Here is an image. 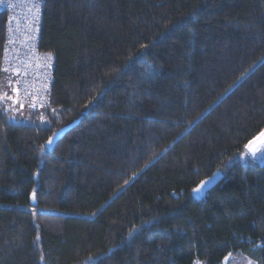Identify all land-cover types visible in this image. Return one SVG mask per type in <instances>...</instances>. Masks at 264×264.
Returning a JSON list of instances; mask_svg holds the SVG:
<instances>
[{
    "label": "trees",
    "instance_id": "1",
    "mask_svg": "<svg viewBox=\"0 0 264 264\" xmlns=\"http://www.w3.org/2000/svg\"><path fill=\"white\" fill-rule=\"evenodd\" d=\"M39 1L48 104L0 71V264H264V0Z\"/></svg>",
    "mask_w": 264,
    "mask_h": 264
},
{
    "label": "built area",
    "instance_id": "2",
    "mask_svg": "<svg viewBox=\"0 0 264 264\" xmlns=\"http://www.w3.org/2000/svg\"><path fill=\"white\" fill-rule=\"evenodd\" d=\"M23 5L29 11L20 15ZM41 7L39 0H15L12 6L0 0V12H7L0 71L12 81L13 103L32 112L48 104L52 82V57L38 46Z\"/></svg>",
    "mask_w": 264,
    "mask_h": 264
},
{
    "label": "water",
    "instance_id": "3",
    "mask_svg": "<svg viewBox=\"0 0 264 264\" xmlns=\"http://www.w3.org/2000/svg\"><path fill=\"white\" fill-rule=\"evenodd\" d=\"M72 125L73 124H71L69 126H66L64 128H61L60 130L56 131L55 135L54 136L52 135L50 137L52 139V142L48 143L50 138L45 142V144H44L45 148L48 151H51L53 149L54 145L58 142V140L71 128ZM261 133H264V128L257 135H255L251 140H249L246 143V145L244 146V151L250 158H253L256 155V153L262 147H264V143H261L260 140L258 139L261 136ZM253 142H255V143H253ZM247 145H251V148L255 149V154L254 155H253V152L250 150V148L246 147ZM214 173H215V175H213ZM214 173L212 175H210L209 177L203 179L204 181H208V183L203 186V188L201 189V191L199 193L194 194L193 190L191 191L192 196L196 200L202 199L204 197V195L209 190H211L213 187H215L217 184H219L221 182V180L223 178L221 172L216 171ZM199 184H200V182L194 188H196ZM31 205L35 206V203L32 201Z\"/></svg>",
    "mask_w": 264,
    "mask_h": 264
},
{
    "label": "rangeland",
    "instance_id": "4",
    "mask_svg": "<svg viewBox=\"0 0 264 264\" xmlns=\"http://www.w3.org/2000/svg\"><path fill=\"white\" fill-rule=\"evenodd\" d=\"M31 8V7H30ZM32 10V8H31ZM38 10V9H37ZM20 15H24V12H28L29 9L27 6L23 5L22 8L18 9ZM20 107V106H19ZM22 107V106H21ZM22 112V116H20V118H24L26 115V111H21ZM20 112V113H21ZM15 121V120H14ZM249 157V156H248ZM250 158V157H249ZM250 161L252 162V164L254 165H262L264 163V147H262L253 158H250ZM234 254L229 255L227 259H231L233 260ZM238 255V254H237ZM226 262H224L223 264H225Z\"/></svg>",
    "mask_w": 264,
    "mask_h": 264
},
{
    "label": "crops",
    "instance_id": "5",
    "mask_svg": "<svg viewBox=\"0 0 264 264\" xmlns=\"http://www.w3.org/2000/svg\"><path fill=\"white\" fill-rule=\"evenodd\" d=\"M238 254V255H237ZM232 255V254H230ZM229 256V255H228ZM228 256H226L222 262V264L224 262H226L225 264H256L253 260L247 258L246 256L239 254V253H235L233 256V260L231 259H227Z\"/></svg>",
    "mask_w": 264,
    "mask_h": 264
},
{
    "label": "snow or ice",
    "instance_id": "6",
    "mask_svg": "<svg viewBox=\"0 0 264 264\" xmlns=\"http://www.w3.org/2000/svg\"><path fill=\"white\" fill-rule=\"evenodd\" d=\"M34 7L38 8L39 6L34 5ZM54 135H55V133L53 134V136ZM258 139L260 140L261 143H264V133H261V136ZM51 142H52V139L50 138L48 143H51ZM253 143H255V142H253ZM246 147L250 148V150L253 152V155L255 154V149L251 148V145H247ZM213 175H215V173ZM207 183H208V181H204V180L200 181V184L196 188L193 189V193L194 194L199 193L201 191V189L203 188V186Z\"/></svg>",
    "mask_w": 264,
    "mask_h": 264
},
{
    "label": "bare ground",
    "instance_id": "7",
    "mask_svg": "<svg viewBox=\"0 0 264 264\" xmlns=\"http://www.w3.org/2000/svg\"><path fill=\"white\" fill-rule=\"evenodd\" d=\"M6 5L12 6L15 4V0H3ZM7 15V14H6Z\"/></svg>",
    "mask_w": 264,
    "mask_h": 264
}]
</instances>
